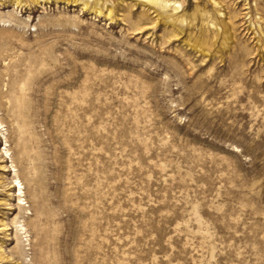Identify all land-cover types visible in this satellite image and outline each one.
Segmentation results:
<instances>
[{
    "label": "rangeland",
    "instance_id": "374dc122",
    "mask_svg": "<svg viewBox=\"0 0 264 264\" xmlns=\"http://www.w3.org/2000/svg\"><path fill=\"white\" fill-rule=\"evenodd\" d=\"M167 1L0 0V264H264V0Z\"/></svg>",
    "mask_w": 264,
    "mask_h": 264
},
{
    "label": "bare ground",
    "instance_id": "6f19581e",
    "mask_svg": "<svg viewBox=\"0 0 264 264\" xmlns=\"http://www.w3.org/2000/svg\"><path fill=\"white\" fill-rule=\"evenodd\" d=\"M71 1H77V0H71ZM146 1L151 2V3H155V5H157V7H160V8H164L166 6H170L171 5L169 3V1H167V0H146ZM173 8L174 9H177L178 6L177 5H174ZM18 184H19V191H20V193H23L22 187H21V183L19 181H18ZM21 203L24 204L23 201Z\"/></svg>",
    "mask_w": 264,
    "mask_h": 264
}]
</instances>
